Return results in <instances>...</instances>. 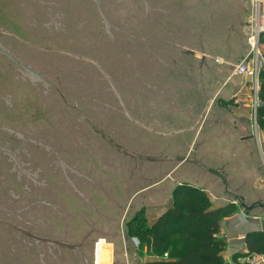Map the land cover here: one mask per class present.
<instances>
[{"label": "rangeland", "instance_id": "1", "mask_svg": "<svg viewBox=\"0 0 264 264\" xmlns=\"http://www.w3.org/2000/svg\"><path fill=\"white\" fill-rule=\"evenodd\" d=\"M249 3L0 0V264L116 262L135 215L150 227L211 162L253 175L189 142L214 60L247 51Z\"/></svg>", "mask_w": 264, "mask_h": 264}, {"label": "crops", "instance_id": "2", "mask_svg": "<svg viewBox=\"0 0 264 264\" xmlns=\"http://www.w3.org/2000/svg\"><path fill=\"white\" fill-rule=\"evenodd\" d=\"M247 20L249 23V18L244 23L245 33ZM246 48L247 51L238 62L223 58L214 60L213 63L217 65L215 67L218 76L215 81L217 86L207 97L205 108L198 114L199 125H196L198 120L193 121L189 136L192 150H201L207 159L208 156L211 160V157L220 158L225 155L224 148L230 145L238 150L235 156L239 154V158H244L245 162L248 159L254 161L253 175L250 176L235 175L233 169L229 167V170L225 169V163L218 167L221 162H211L214 165L210 170L214 174L203 175L202 186L185 185L201 190L212 206L210 209L231 211L228 217L220 220L219 230L215 235L225 243L221 253L225 264H240L243 257H246L245 239L248 235L254 233L264 236V168L260 162L261 160L264 164V116L258 117V105L254 106L250 99L249 79L235 73V68L250 58L251 53L247 46ZM180 184L182 183H178L177 186ZM240 198L243 199L242 203L252 206V209L244 211L240 206ZM148 212L156 213V217L159 218L165 211L157 208ZM155 221L153 220L150 226ZM123 238L127 241L125 235ZM110 241L112 246L115 245V238ZM135 241L136 244L130 239L129 243L134 252L119 254L116 262L112 247V254L110 257L108 255L106 264H144L157 259L155 256L147 255L149 253L147 247L135 250L134 248L139 246V241ZM261 245L264 247V243Z\"/></svg>", "mask_w": 264, "mask_h": 264}, {"label": "trees", "instance_id": "3", "mask_svg": "<svg viewBox=\"0 0 264 264\" xmlns=\"http://www.w3.org/2000/svg\"><path fill=\"white\" fill-rule=\"evenodd\" d=\"M260 52L264 56V35L260 39ZM258 117L264 116V69L258 75ZM174 203L150 227L140 220L139 213L127 225V233L136 236L139 250L147 247L156 260L144 264H225L221 253L223 240L215 237L219 222L228 217L230 210H212L209 200L196 189L179 186L174 190ZM197 194V196L192 195ZM178 198H183L178 200ZM247 255L262 254L264 236L250 234L245 239Z\"/></svg>", "mask_w": 264, "mask_h": 264}, {"label": "built area", "instance_id": "4", "mask_svg": "<svg viewBox=\"0 0 264 264\" xmlns=\"http://www.w3.org/2000/svg\"><path fill=\"white\" fill-rule=\"evenodd\" d=\"M249 23L246 28L247 45L251 56L235 68L238 76L247 77L257 101L258 75L264 69V56L260 52V39L264 35V0H250ZM136 243V242H135ZM240 264H264V254L247 255Z\"/></svg>", "mask_w": 264, "mask_h": 264}, {"label": "water", "instance_id": "5", "mask_svg": "<svg viewBox=\"0 0 264 264\" xmlns=\"http://www.w3.org/2000/svg\"><path fill=\"white\" fill-rule=\"evenodd\" d=\"M179 186H183V184H180V185H178L177 187H179ZM243 202V199H241L240 198V203H241V208L244 210V211H249V210H251L252 209V206H247V205H245L244 203H242Z\"/></svg>", "mask_w": 264, "mask_h": 264}]
</instances>
